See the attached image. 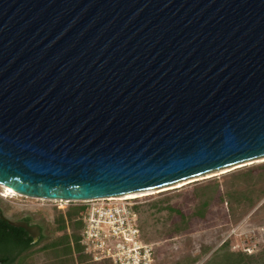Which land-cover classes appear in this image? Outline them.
Wrapping results in <instances>:
<instances>
[{"label": "water", "instance_id": "95a60500", "mask_svg": "<svg viewBox=\"0 0 264 264\" xmlns=\"http://www.w3.org/2000/svg\"><path fill=\"white\" fill-rule=\"evenodd\" d=\"M262 156L264 0H0V184L84 201Z\"/></svg>", "mask_w": 264, "mask_h": 264}, {"label": "rangeland", "instance_id": "374dc122", "mask_svg": "<svg viewBox=\"0 0 264 264\" xmlns=\"http://www.w3.org/2000/svg\"><path fill=\"white\" fill-rule=\"evenodd\" d=\"M249 162L243 165L242 163H239L241 165L237 164L239 166L230 165L233 167L228 166L225 170L222 168L219 171L214 170V173L212 171L204 173L200 178L181 186L173 187L169 184L165 185L168 186L167 188L161 186L136 191L135 196L128 197L136 198L135 202L139 204L133 205L131 208L136 214L141 231L140 240L154 245L156 264H174L188 255H200L205 247L211 248L198 263L201 264L227 239L231 241L232 249L235 250H240L250 244L253 246L256 243L258 245L254 247L255 252L261 249L264 243V194L260 199H254V204L250 205H247L245 199L241 198V194L243 192L247 194L248 188L253 186L255 188L254 195L257 196L264 190V181L253 176L252 185L248 187L247 182L234 177L237 173L264 164V159H253ZM255 171L259 172L258 169ZM205 187H208L205 190L214 193L212 194L214 200L205 216L200 217L194 215L200 205V200L195 196L194 191ZM228 192L236 194L234 201H229ZM6 195L5 188L0 184V206L8 219L16 221L23 217H31L32 223L41 226L44 234L49 235V229L58 214L57 209L59 208L55 206L57 202L19 193L14 197ZM222 198L225 200L223 201ZM160 200L163 201V207L170 206L178 209L188 218L182 230H176V226L182 224L180 214L168 208L158 211L151 207L152 203ZM76 203L83 202L66 203L62 210L66 211L71 204ZM42 245H38L34 249L36 250ZM49 257L50 253H37L32 256L31 264H45L50 260ZM75 262V264H80L79 260ZM86 264L102 263L89 261Z\"/></svg>", "mask_w": 264, "mask_h": 264}, {"label": "trees", "instance_id": "16d2710c", "mask_svg": "<svg viewBox=\"0 0 264 264\" xmlns=\"http://www.w3.org/2000/svg\"><path fill=\"white\" fill-rule=\"evenodd\" d=\"M257 169L259 172L255 171ZM253 176H256L258 180L264 181V164L256 168H249L242 173L234 175L235 179L241 178L247 182L248 187L252 185L251 181ZM206 188L208 187L203 189L199 188L194 191L195 196L200 200V205L194 212V215L200 217L205 216L214 200V196L212 195L214 193L205 190ZM209 189L211 190V187H209ZM254 191L255 188L252 186L248 188L247 194L244 192L241 194V198L245 199L247 205L254 204V199H260L261 195L264 194L263 190V192L255 196ZM227 197L229 201H234L236 194L234 192H228ZM222 199L223 201L225 200L224 198ZM162 202L161 200L154 202L151 204V207L156 208L158 211L168 208L180 214L182 224H178L176 230H182L188 218L178 209H174L170 206L163 207ZM86 208V205L77 203L70 205L66 211L57 209L58 214L53 225H51L49 229V235H45L42 229V236L40 240L35 243L25 229L14 227L10 225L7 220L2 218L4 212L0 206V259L4 260L2 264H31L32 256L41 252H45L46 254L50 253V260L45 264H75L76 260H79L80 264H86L92 261L91 257L86 254L85 247L82 244V232L84 229L82 214ZM21 220L30 224L32 223V218L28 216L23 217ZM41 244H43L41 247L36 250L34 249ZM210 250L211 248L205 247L200 255H188L174 264H198L203 259V256L208 254ZM97 263L110 264L108 261ZM201 264H264V243L257 252L248 254L242 249H232V243L227 239Z\"/></svg>", "mask_w": 264, "mask_h": 264}, {"label": "built area", "instance_id": "2783aa9c", "mask_svg": "<svg viewBox=\"0 0 264 264\" xmlns=\"http://www.w3.org/2000/svg\"><path fill=\"white\" fill-rule=\"evenodd\" d=\"M136 198L119 196L94 198L84 201L47 199L57 202L59 209L66 203L83 202L84 229L82 244L92 261H108L110 264H156V249L153 244L140 240L141 231L132 206ZM77 204V203H76ZM72 205V204H71ZM258 243L244 246L248 254L255 252Z\"/></svg>", "mask_w": 264, "mask_h": 264}, {"label": "bare ground", "instance_id": "6f19581e", "mask_svg": "<svg viewBox=\"0 0 264 264\" xmlns=\"http://www.w3.org/2000/svg\"><path fill=\"white\" fill-rule=\"evenodd\" d=\"M257 160H262V159H264V156H262V157H259V158H256ZM252 161H253V159H252ZM247 162H249V161H246V162H241L242 163V165L243 164H245V163H247ZM250 162H251V160H250ZM249 162V163H250ZM239 164V163H238ZM239 165H241V164H239ZM239 165H235V166H239ZM229 167H233V166H229ZM225 169H227V167L226 168H222V170H225ZM219 170H221V169H217L216 171H219ZM215 171L213 170L212 171V173H214ZM208 173V172H207ZM207 175V174H206ZM202 176V174L200 175V176H195L194 178H187V179H183V180H181V181H178V182H175L174 184H170L169 186H173V187H177V186H181V185H183V184H185V183H188V182H190V181H192V180H195V179H198V178H200ZM2 185V184H1ZM4 188H5V191L7 192V195L6 196H11V197H14V196H16V195H18V193L15 191V190H13L11 187H9V186H6V185H2ZM168 186H165L164 188H167ZM139 193V192H138ZM137 194V192L136 193H133V192H131L130 194L129 193H127V194H123V195H121L122 197H133V196H135Z\"/></svg>", "mask_w": 264, "mask_h": 264}, {"label": "flooded vegetation", "instance_id": "af4514ba", "mask_svg": "<svg viewBox=\"0 0 264 264\" xmlns=\"http://www.w3.org/2000/svg\"><path fill=\"white\" fill-rule=\"evenodd\" d=\"M31 225L39 226V225H37V224H33V223H31ZM39 227L41 228V226H39ZM41 236H42V228H41V234H40L39 240H40ZM39 240H38V241H39Z\"/></svg>", "mask_w": 264, "mask_h": 264}]
</instances>
